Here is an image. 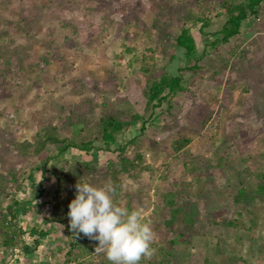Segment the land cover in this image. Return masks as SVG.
<instances>
[{"label":"rangeland","instance_id":"obj_1","mask_svg":"<svg viewBox=\"0 0 264 264\" xmlns=\"http://www.w3.org/2000/svg\"><path fill=\"white\" fill-rule=\"evenodd\" d=\"M220 3L0 0V226L14 198L30 202L0 264H111L95 241L53 221L69 224L78 182L109 181L155 233L153 255L140 264H264V195L235 199L264 184V2L240 35L207 49L172 107L147 98L154 79L185 65L175 41L183 26L205 50L198 18L216 16L206 29L216 31L226 18ZM135 114L117 136L122 155L96 148L92 160L49 145L34 156L21 147L43 128L80 144L101 136L102 118ZM33 220L49 232L39 241L27 231Z\"/></svg>","mask_w":264,"mask_h":264},{"label":"trees","instance_id":"obj_2","mask_svg":"<svg viewBox=\"0 0 264 264\" xmlns=\"http://www.w3.org/2000/svg\"><path fill=\"white\" fill-rule=\"evenodd\" d=\"M263 2L264 0H221V13L224 14L226 18L216 31H206L207 28L215 23L216 16L208 15L199 17L198 21L201 22L200 30L207 36L205 50L202 53H199L198 42L193 34L192 28L189 26H183L175 41L177 46L184 50L185 65L179 67L175 74L164 72L162 76L151 82L147 92L149 103L156 108L161 107L164 102H168L169 106L172 107L173 98L179 92L186 90L185 75L188 73L195 74L201 69L200 61L206 54L207 49L210 47H216L218 44H227L232 38L240 35L244 26L248 23L249 18L251 16H259V10ZM141 117L140 114H135L130 119L115 115L104 117L101 119V136H92L80 144L68 137H61L55 130L43 128L37 133L34 142H24L21 147L25 153H31L34 156H38L49 145H57L61 155H64L72 147H76L84 154L91 156L92 160H94V152L96 148H102L107 151L115 149L120 155H122L126 152L127 145L116 144L117 136ZM114 145L116 146L114 147ZM50 159L51 157L48 156L44 161L47 163ZM120 162L122 165L121 169L127 171L129 169V160L123 158L120 159ZM84 165L89 168L90 161H85ZM44 176L45 175H43L41 181L44 180ZM29 179L32 182L34 181V183L36 181L35 175L32 173H30ZM42 191L43 190H41V192ZM260 194L264 195V184H260L257 188H252L250 191H241L235 199L237 202L243 200H252L253 202V200H255ZM29 205L30 202H22L14 198L12 204L2 211L1 215L5 222L0 226V247H3V249H9L18 244L17 237L21 236L23 232H21L22 228L15 224V220H17L18 213L29 211ZM177 211L178 210L175 212ZM8 215H11L12 217L9 220L7 218ZM53 221L63 224L69 232V235H72L69 224L66 223V219L57 216ZM27 231L28 234L34 235L35 238L37 237L36 241H39L41 237L45 238L49 233L47 230L41 229L40 224L34 220L29 222ZM76 244L77 243L73 241L71 247L73 248ZM24 246L27 251L31 250L29 245L25 244ZM28 262L31 263V259H29ZM28 262L24 264H29Z\"/></svg>","mask_w":264,"mask_h":264},{"label":"clouds","instance_id":"obj_3","mask_svg":"<svg viewBox=\"0 0 264 264\" xmlns=\"http://www.w3.org/2000/svg\"><path fill=\"white\" fill-rule=\"evenodd\" d=\"M69 203V227L96 242L111 264H140L153 255L155 233L139 209L115 199L113 184L78 182Z\"/></svg>","mask_w":264,"mask_h":264},{"label":"crops","instance_id":"obj_4","mask_svg":"<svg viewBox=\"0 0 264 264\" xmlns=\"http://www.w3.org/2000/svg\"><path fill=\"white\" fill-rule=\"evenodd\" d=\"M43 245H41L40 247H42ZM46 250V249H45ZM40 264V263H39Z\"/></svg>","mask_w":264,"mask_h":264}]
</instances>
